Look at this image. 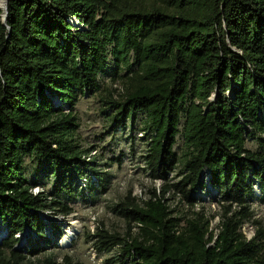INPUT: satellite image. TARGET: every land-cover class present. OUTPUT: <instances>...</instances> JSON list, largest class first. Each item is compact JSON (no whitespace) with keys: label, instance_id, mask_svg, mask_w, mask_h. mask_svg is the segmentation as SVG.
<instances>
[{"label":"trees","instance_id":"16d2710c","mask_svg":"<svg viewBox=\"0 0 264 264\" xmlns=\"http://www.w3.org/2000/svg\"><path fill=\"white\" fill-rule=\"evenodd\" d=\"M8 11L3 23L0 8V264H84L48 251L41 213L71 214L63 197L76 178L93 199L109 189L77 138L76 106L102 95L110 62L121 89L102 98L116 122L144 115L145 162L163 184L143 197L129 190L113 208L125 233L99 227L96 250L120 246L129 264H264V227L250 204L256 185L264 202V0H8ZM30 155L52 168L51 192L33 191ZM206 169L216 209L196 197L209 189ZM26 228L27 245L16 248Z\"/></svg>","mask_w":264,"mask_h":264},{"label":"rangeland","instance_id":"374dc122","mask_svg":"<svg viewBox=\"0 0 264 264\" xmlns=\"http://www.w3.org/2000/svg\"><path fill=\"white\" fill-rule=\"evenodd\" d=\"M112 67L113 64L110 62L106 72L100 76L102 95L83 96L76 106L81 125L77 132V138L85 148L92 150L90 153L92 165H98L97 168L101 170L103 176L109 179V189L98 199H93L88 181L84 177L76 178V193L74 192L71 197H63V200L73 208V212L66 216L53 215L50 211L41 213L49 224L48 236L55 243L54 246L52 244L48 247V251L58 255L70 254L84 264H107V260L111 258L117 259L116 264H129L130 257L124 263L120 260V246L114 247L111 251L98 252L91 239V234L96 232L99 227H104L112 233L124 234L126 222L123 217L115 213L114 206L129 190L134 195L143 197L149 188L159 187L163 184L162 181L151 179L145 162L149 141L148 134L144 130V115L139 114L134 121L128 120L126 123L116 122L112 118L113 111L108 109L104 98H102L109 93L116 96L120 93V81H112L114 76ZM183 124L184 120H182L181 128H183ZM181 145L182 137L179 135L178 144L175 146L178 152H181ZM248 147L256 149L255 141L250 139ZM118 158L121 160L116 161ZM24 167L27 179L30 182L38 183L33 187L34 192L44 190L51 192L53 190V170L43 160H39L34 155L27 156ZM90 176L94 177L95 183H98L96 175L91 171ZM173 176L174 173L170 175V177ZM215 196L216 194L210 188L196 190V197L199 201L214 209L217 208ZM260 197L261 195L255 196L250 204L254 211V218L259 220L260 225L264 227V202ZM176 199L181 200V197L177 196ZM178 205L180 204L178 203ZM180 206L182 207V205ZM51 216L56 219L52 220ZM72 222L77 223V232L71 243L66 244L64 238L72 227ZM217 222L218 217L214 220V226ZM53 223L61 227L60 234L53 233ZM4 227L5 224L0 222V234L6 229ZM243 230L247 237L251 238L256 233V225L247 223ZM30 233L31 231L29 236ZM29 236L21 248L27 245Z\"/></svg>","mask_w":264,"mask_h":264},{"label":"water","instance_id":"95a60500","mask_svg":"<svg viewBox=\"0 0 264 264\" xmlns=\"http://www.w3.org/2000/svg\"><path fill=\"white\" fill-rule=\"evenodd\" d=\"M0 8L3 9L2 21H3V23H6V20H7L8 14H9V11H8V0H0ZM74 19H75V21H76V24L74 23V25L78 26V29L83 28V25L80 24V22L78 21V19H77V18H74ZM10 30H11V29H9V31H10ZM216 97H217V93L213 94V96L211 97V100L214 101V100L216 99ZM54 99L57 100L56 97H54ZM66 109L69 110V109H70L69 106H67ZM205 176H206V179H207V181H208V187H209L211 190H213V187H212V185L210 184V172H209L208 169L205 170ZM213 191H214V193H216L215 190H213ZM255 193H256L257 195H261V193H262V190H261V188H260L259 185H256V186H255ZM42 214H43V213H42ZM50 218H51L52 220L56 219V218L53 217V216H51ZM29 232H30V229H29V228H26V230H25L24 232H22L20 235H18V237L20 238V241L17 243L16 248H21V247L24 245V243L26 242V239H27V236H28ZM6 236H7V232H5V231L2 232V233L0 234V243L2 242V240H3ZM70 243H71V242H70ZM69 245H70V244H69Z\"/></svg>","mask_w":264,"mask_h":264},{"label":"bare ground","instance_id":"6f19581e","mask_svg":"<svg viewBox=\"0 0 264 264\" xmlns=\"http://www.w3.org/2000/svg\"><path fill=\"white\" fill-rule=\"evenodd\" d=\"M74 23L76 24V21ZM71 225H72V227L68 230V233H67L66 237L64 238V242L66 244L70 243L73 240L74 235L77 232V228H78L77 223L72 222Z\"/></svg>","mask_w":264,"mask_h":264},{"label":"built area","instance_id":"2783aa9c","mask_svg":"<svg viewBox=\"0 0 264 264\" xmlns=\"http://www.w3.org/2000/svg\"><path fill=\"white\" fill-rule=\"evenodd\" d=\"M5 228H6V229H5ZM4 229H5V230H4L5 232H8L6 225H5ZM4 231H3V232H4Z\"/></svg>","mask_w":264,"mask_h":264},{"label":"clouds","instance_id":"9594fccd","mask_svg":"<svg viewBox=\"0 0 264 264\" xmlns=\"http://www.w3.org/2000/svg\"><path fill=\"white\" fill-rule=\"evenodd\" d=\"M8 233V232H7Z\"/></svg>","mask_w":264,"mask_h":264}]
</instances>
